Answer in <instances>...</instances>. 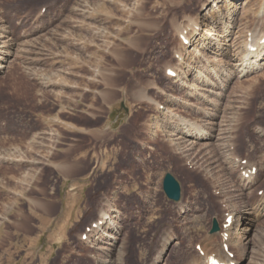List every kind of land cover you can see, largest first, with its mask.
<instances>
[{
  "label": "rangeland",
  "instance_id": "obj_1",
  "mask_svg": "<svg viewBox=\"0 0 264 264\" xmlns=\"http://www.w3.org/2000/svg\"><path fill=\"white\" fill-rule=\"evenodd\" d=\"M244 2L0 0V32L13 42L0 73V264H204L211 248L221 249L220 235L207 239L212 223L219 228L228 212L216 200L224 195L212 194L213 187L221 189V172L212 166L208 172L210 160L202 154L170 153L162 136L172 133L171 114L207 127L208 117L223 119L243 106L242 97L248 105L238 111L234 138H241L238 159L248 161L257 179L243 192L253 194L243 204L250 214L240 248L256 247L264 264L263 231L250 232L264 229V134L254 133L264 129V110L258 108L264 103V68L247 79L220 74L225 85L217 87L219 98L211 96L213 104L197 94L207 96L212 86L198 82L207 77V65L192 54L204 44L201 56L213 59L218 70L227 67L207 48L230 45L225 41L232 31L239 36L231 46L240 55L245 30L264 28V0H249L245 9ZM213 4L219 7L210 13L213 19L203 17ZM191 20L204 32L194 46H185L177 28ZM168 68L175 78L165 75ZM238 170L229 168L226 192L241 185ZM167 173L180 185L179 202L163 192ZM103 212L109 220L102 231L113 235L107 239L91 231ZM113 239L122 245V261L103 249ZM245 254L244 260L233 256L247 264Z\"/></svg>",
  "mask_w": 264,
  "mask_h": 264
},
{
  "label": "bare ground",
  "instance_id": "obj_2",
  "mask_svg": "<svg viewBox=\"0 0 264 264\" xmlns=\"http://www.w3.org/2000/svg\"><path fill=\"white\" fill-rule=\"evenodd\" d=\"M211 1H214V0H207V4L210 3ZM248 3H249V0H245V2L242 3V7L241 8H244L245 6H247ZM212 6H213L212 7L213 9L210 8V9L206 10V12L204 13L203 17L207 16V18L213 19V16H211L210 13H212V11H214V12L217 11L218 12L219 7L217 8V4H213ZM214 9H216V10H214ZM242 13L245 15V13L243 11H242ZM239 18H244V17L242 16V17H239ZM246 20H247V18L245 19V21ZM255 20H258V19L255 18ZM217 22H218V20H217ZM180 25H178L179 27L177 28V31L180 34V37L183 36L184 39L189 42L190 46H192V44L194 46L193 42H195L197 40L198 35L200 36V34H198V33L204 32V30H202V28H201V23H199V21H197V20L196 21L191 20L190 22L188 21L186 26H182V24H180ZM229 26H231V25H229ZM224 31H226V30L224 29ZM245 32L247 34L246 38H243L244 39L243 41H241L239 39L240 42H241V45H242L241 46L240 55H238V53L236 54V52L233 51V50H235L234 49L235 47L232 48V46H231V44L235 43V35L237 34V32H232V31L229 32V35H228L229 39L227 38L228 40H226L225 42L226 43L229 42L230 45L228 43H227L228 45L225 44L224 47L221 50L218 47H217V49H219L218 51H217L216 48H213V47L207 48V53H209L211 55H214V56L223 57V59L225 60L224 62L226 63V66L227 67L230 66V70L227 69V67H224V66H223V68L221 70H218L217 66H219V65L215 64L212 61L213 59L210 60V57L206 58V56L202 57L201 56V54H202L201 51L204 50V48H205L204 44H201V46H198V47L195 46L192 49L193 56L195 58L203 60L205 62V64L207 65L206 66L207 67V69H206L207 70V74H206L207 77L206 76L205 77L202 76L201 78H199L198 82H207V85L212 86V90H207V96L203 95V94H200V93H197L198 96H200V98L207 99L210 102H212L213 104H215L216 101L213 98H211V96H216L217 98H219L220 94L217 92V90H218L217 87H221L224 84V83H222V79H221L222 77L220 76V74H223L224 72H227L228 75L230 74L229 76L231 77V80H232L233 77L234 78H238V79H240V78L247 79L246 77L250 76L254 72H257V70H255V69H258L261 66L264 68V28H257L256 27V28H253V29H246ZM184 33H187V35L185 36ZM221 33H223V31ZM238 36L239 35H236V37H238ZM237 45H238V43H237ZM12 46H13V42L11 43V40L9 39L7 33L3 32V30L1 29V32H0V73H2V71L5 69V63L7 62L9 57L12 55V54H10V50H11ZM239 46H240V44H239ZM231 48H232V50H231ZM251 48H254L255 50L251 51L250 50ZM237 50L239 52L240 49H237ZM221 63H222V61H221ZM235 63H237V64H235ZM167 71L174 72L173 68L172 69L168 68L166 70V72ZM199 73H200V71H199ZM223 76H224V74H223ZM225 76H226V74H225ZM260 76H261V74H260ZM213 77L217 78V82L215 84L213 82ZM257 79H258V77H257ZM252 81H253L252 84L254 82H257V80L255 78ZM181 83H183V85H186L188 90L191 91L192 86L190 84L188 85L187 82H181ZM190 95L192 96L191 93H190ZM233 96H235L236 98H239L238 95H233ZM240 97H241V95H240ZM230 99H232V98L230 97ZM243 99H244V97L240 98V103L242 102L243 106L233 107L235 109L234 112H232V114H229L227 112L228 114L226 113L227 115L225 117L223 116V119H220L222 117H218L217 114H214L210 118L208 117L207 118V127L199 125V124H197L195 122H192L190 120H186L183 117H177V116L171 117V115H170V119L174 118V120L171 121V126H170V128H172L171 129L172 133H167L166 137L162 136V144H163L162 146H165L166 148H168V146L170 145V148H169V149H171L170 153H172L174 155H181L183 153L185 154L186 152L193 151L197 155H201L202 154L201 156H207L206 159L210 160L209 163L207 164V171L208 172H211V170H212L211 168H209L210 166H212L213 169L219 170V171H217L218 173L221 172V174H219V177L216 180V181H218L221 189L218 188V191H217V190H214V187H213L212 188L213 189L212 190V194L213 193H217L219 195V193H220V194L224 195L223 199H221L219 197V198H216V200H217V202H219V204L222 206V208H224V210L227 207L228 208V212H227V215L225 216V218H222V220H223L222 223H220V231L222 233L219 231L217 233H214V234L208 236V238H207L208 240H211L212 238L220 235L221 238H222L221 249L211 248V250L209 251L208 255L205 257L204 264H210L209 257L212 256V255L215 258H217L219 260V262H221L222 264H239L240 260H237L234 257L230 258L229 255L231 253L234 254L230 250V248H233L234 250H236V255L238 257H241V259H243V260H244V258H243L244 255L243 254L246 253L245 254L246 258L245 259L248 260L247 264H262L263 263L261 258H260L261 255L259 253V250H257L256 247H251L249 242H246V243L243 244V245L249 244V246H247V248H245V246L242 247V249L240 248V244H242L243 240H245V239H243L244 238L243 232H242L243 231V226H244L245 222L248 220L246 217L250 214V211L247 208V206H244L243 204H244L245 198L246 197H250L253 194L252 191L248 192L246 194H244L243 192L247 191L249 189V186L254 184V182L257 179L256 177H254L252 175L253 168L251 166H249L248 163L245 164V165H238V162H239V159H238V154L239 153L238 152H239V149H240L242 144H241V138H239V134H238V138H234V134L236 132H239L238 127L235 126L234 122L237 120V116L239 115V112H238L239 109L247 108L246 106L248 104L246 102H243ZM228 103H231V101L228 102ZM224 107H225V105H224ZM258 108H260L261 110H264V103H261L260 107H258ZM223 109H225V108H223ZM202 111L205 113L204 110H202ZM229 111H230V109H229ZM168 113H169V111H168ZM206 113H207V115H210L208 112H206ZM222 113H224V112H222ZM217 119H219V121H217ZM168 129H169V127H168ZM254 130H255L254 133L257 136H262L264 134L263 133L264 129H262L260 126L256 127ZM235 140H238V141H235ZM200 141H204V143L203 144H199L198 142H200ZM30 143L32 144L33 142H30ZM31 144H29V145L31 146ZM34 144L35 143H33L32 145H34ZM38 144L39 143H37V145ZM27 146H28V144H27ZM35 146H36V144H35ZM147 146H149V142L147 144L144 143V145H143V147H147ZM33 147L31 146V148H33ZM210 150H212V151H210ZM209 152L210 153L213 152V156L215 158L214 157L212 158L211 157L212 153L209 154ZM232 159H233V161L230 162V160H232ZM196 166H197L198 169L200 168V170L201 169L202 170L203 169L206 170L205 169L206 166H204V165H202L200 163L196 162ZM231 167L234 170L235 169L236 170L239 169V170L242 171V172H240V174H242V176L240 178L241 185H238V188H240V189L235 187V188L228 189V192H226V190H223L222 186L225 183H228L229 180H230L229 179V176H230L229 168H231ZM245 174H248L249 176L246 177ZM203 177L205 179V182L207 183V173ZM192 178H193V176H190V175L186 176V179L191 180ZM242 178H244V179H242ZM229 194H231V195H229ZM226 196H228V199L225 198ZM209 201L214 203L213 199H211ZM225 203L227 205H225ZM178 211L182 212V210H178ZM98 215H99V218L95 222H93L91 224V228H92L91 231L92 230H93V232L101 231V234H102L101 238H106V239L107 238H111L113 235L111 236L108 231H102L104 225H106L107 221L109 220L107 214H105L103 212V213H100ZM229 216H231L233 218V220H235V218L238 217V219L235 222L236 223L235 227H233V221H232V223H231V225L229 227H227V228L224 227V225L226 224V219ZM195 225H199V224H195ZM237 230H239V232ZM259 231H263L260 235L264 237V229L260 230L258 228H252V229L250 228V232H253V235L255 233H259ZM112 232H114V231H112ZM225 234L228 236V239L226 241L224 240V235ZM82 236L83 235H81V237ZM87 238H89V237H87ZM117 241H118L117 239H113L111 241V243H107L106 247H104L103 249L106 250L107 252L113 251V252L118 253L119 254V260H120V259H122V255L124 254V252H122V245H117L118 244ZM98 242H99V240H98ZM226 242H228V244ZM224 244H226L228 246V251L227 252L224 251V248H223ZM96 249L100 250L101 247H96ZM245 249L249 250L250 257L247 256L248 252ZM236 255H235V257L237 258ZM157 258H159V257H157ZM120 261H122V260H120ZM98 264H102L101 261L100 262L98 261ZM104 264H107V262H105ZM110 264H118V263H117V261H114V262H111Z\"/></svg>",
  "mask_w": 264,
  "mask_h": 264
},
{
  "label": "water",
  "instance_id": "obj_3",
  "mask_svg": "<svg viewBox=\"0 0 264 264\" xmlns=\"http://www.w3.org/2000/svg\"><path fill=\"white\" fill-rule=\"evenodd\" d=\"M124 108L123 104L121 106ZM127 111L126 108H124ZM163 191L168 199L173 202H177L180 199V186L177 181L170 175L166 174L163 179ZM218 230V226L215 222H213L211 233L216 232Z\"/></svg>",
  "mask_w": 264,
  "mask_h": 264
}]
</instances>
